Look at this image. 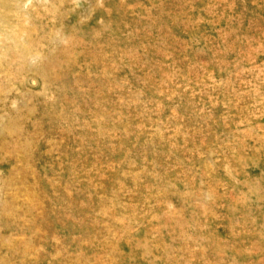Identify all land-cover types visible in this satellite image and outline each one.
Returning <instances> with one entry per match:
<instances>
[{
	"label": "rangeland",
	"instance_id": "374dc122",
	"mask_svg": "<svg viewBox=\"0 0 264 264\" xmlns=\"http://www.w3.org/2000/svg\"><path fill=\"white\" fill-rule=\"evenodd\" d=\"M0 264H264V0H0Z\"/></svg>",
	"mask_w": 264,
	"mask_h": 264
}]
</instances>
